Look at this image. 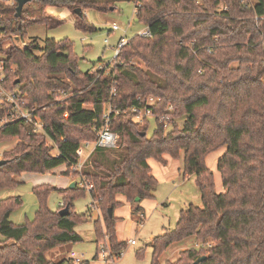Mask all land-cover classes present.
<instances>
[{"label": "trees", "instance_id": "obj_1", "mask_svg": "<svg viewBox=\"0 0 264 264\" xmlns=\"http://www.w3.org/2000/svg\"><path fill=\"white\" fill-rule=\"evenodd\" d=\"M117 3L31 0L20 16L16 6L0 5V54L5 55L0 85L42 120L41 130L23 118L0 124V140L20 139L2 153L7 162L0 165V188L15 186L23 173L41 174L60 165L67 166L68 175L79 162L82 142L97 138L101 114L111 104L117 145L96 148L89 159L92 168H84L93 183L92 205L101 213L95 222L97 246L107 242L112 256L126 248L114 214L124 204L118 194L130 203L154 198L158 179L148 159L167 164L165 154L179 158L183 153V173L196 175L203 206L190 204L173 229L153 239L152 264H161L167 248L186 238L195 246L164 264H264V0H135L137 18L151 36L134 34L112 64L96 72L79 69L69 39H47L44 45L36 39L23 47L13 42L2 53L4 38L24 35L36 24H61L50 6L74 12L81 7L76 25L88 30L93 27L84 10L108 11ZM149 96L160 100L149 105L154 117L141 122ZM12 108L0 96V119ZM151 121L155 128L149 133ZM223 146L218 169L224 191L217 192L206 158ZM51 189L48 183L34 188L39 208L32 222L21 225L11 220L21 197L0 200V264H75L47 253L82 241L75 227L89 214L77 213L74 200L87 189L78 184L62 189L58 211L47 206ZM65 207L69 213L60 214Z\"/></svg>", "mask_w": 264, "mask_h": 264}, {"label": "rangeland", "instance_id": "obj_2", "mask_svg": "<svg viewBox=\"0 0 264 264\" xmlns=\"http://www.w3.org/2000/svg\"><path fill=\"white\" fill-rule=\"evenodd\" d=\"M16 4V0H0V5H14L17 7ZM221 6H225V3H221ZM221 6L219 9H221ZM48 11L61 19L62 23L54 27H49L45 24L33 25L28 29L27 33L20 35L19 40L16 39V41L15 38H4L2 39V49L4 50L2 53L12 47L13 42H17L20 47H23L29 41L36 39L42 45L45 44L47 39H55L57 41L69 39L72 42L73 52L78 58L79 69L83 72H96L106 69L109 63L112 64L115 56V47H117L121 38L129 39L147 27L137 18L135 0H118L116 7L108 11H100L95 8L84 10L88 24L93 27L88 30L77 27V15L70 7L50 6ZM114 24L118 25V28H114ZM37 53L39 52L37 51ZM3 55L0 54V57H3ZM1 65L0 62V79L3 77ZM154 126L155 122L151 121L149 133L154 130ZM18 143H20L19 138L0 140V153L12 150ZM226 149L227 147L223 146L210 153L206 158L208 167L215 174L217 192L224 191L222 175L218 169V161ZM87 151L83 144L80 149L81 161L85 159ZM164 156L168 159L167 164H163L153 157L149 158L148 161L154 175L158 179V185L154 198L145 199L142 203L145 207V217H140L136 209H132L131 203L125 199L124 194L119 195V199L123 200L124 204L117 211H114V214L120 217L116 225L117 234L122 240L127 241V246L122 256H114L115 264H152L153 239L173 229L181 211L190 204L203 206L196 175L185 176L183 173V153L179 158H173L169 154ZM0 159H4L3 155L0 156ZM91 166V161H87L86 168H92ZM66 169V165H60L41 174L23 173L16 177L18 183L15 186L0 188V200L13 196H20L22 199V204L12 212L11 220L17 225L34 220L39 208V199L34 192V188L43 183H48L52 187L48 193L47 206L51 210L58 211L61 202L64 200L61 190L66 189L68 186L70 187L73 181H76L77 185L78 175L71 168L69 169V174L65 175ZM67 176L71 181H68L69 178ZM74 204L77 213L89 214L87 221L79 222L75 227V230L82 236V241L55 248L47 253L48 258L60 259L69 257L70 251H75L81 259L89 261L90 264H105L101 255L95 258L97 247L100 250L101 246L107 244V242L101 241L97 246L95 222L101 217V213L97 207L92 205V197L89 190L84 194L78 195L74 200ZM103 225L105 227L104 223ZM133 238L136 239V244L134 245L128 243ZM195 244L196 242L192 238H186L171 244L162 254L161 264L168 260H176L181 250L195 246ZM138 252L140 253L138 254Z\"/></svg>", "mask_w": 264, "mask_h": 264}, {"label": "built area", "instance_id": "obj_3", "mask_svg": "<svg viewBox=\"0 0 264 264\" xmlns=\"http://www.w3.org/2000/svg\"><path fill=\"white\" fill-rule=\"evenodd\" d=\"M136 7V4H135ZM137 10V7H136ZM114 28H118V25L114 24ZM139 34L145 35V36H151V31L149 27L147 26L144 30H142ZM128 39L121 38L117 47H115V58L118 56L119 51L122 46L126 44ZM65 96L67 95L66 93L64 94ZM0 96H1V101H9L13 103V108L9 112L7 116L4 118L0 119V124L6 123L10 121L11 119L15 118H23L28 122H31L36 126L38 130H41L42 128V120L41 118L36 115L35 109H28L24 107L19 100L17 99L16 93H11L6 90H4L1 85H0ZM141 96L138 97L140 99ZM160 98L155 97V96H149L146 99V104L147 106L145 109L142 110L141 114L138 116L139 121H143V117H148V118H153L154 114L152 111V108L149 107V105H154L156 104ZM172 108V107H171ZM136 109V108H135ZM112 105L109 104L105 107L103 113L101 114L104 123L102 126L98 128V136L96 139L91 140V141H85L84 148L87 149L88 151L85 153V159L81 161L79 159V162L72 165L70 168L75 172L76 175H78L77 178V184L81 187H85L87 190H91L93 188V183L91 180L88 179L87 175L84 174V168L86 167L87 161H89V158L93 151L96 148H105V149H110L113 148L117 145V141L119 139V133L111 128V113H112ZM119 110H116V113H119ZM160 120L163 122H166L167 119L165 117H161ZM166 126H168V123H165ZM83 144H81L83 146ZM81 146V147H82ZM80 147V149H81ZM80 149H79V154H80ZM2 153H0V156ZM81 156V154H80ZM61 205H63V202H61ZM143 216V215H141ZM130 244H136V239H130L128 241ZM123 250H121L117 255V257H120L123 255ZM99 255H101L102 259L104 260L105 264H115V259L114 256H112V251L108 244H103L101 246V249L99 250ZM69 258L73 259L75 264L80 263L83 259L79 256L78 253L75 251H71Z\"/></svg>", "mask_w": 264, "mask_h": 264}, {"label": "water", "instance_id": "obj_4", "mask_svg": "<svg viewBox=\"0 0 264 264\" xmlns=\"http://www.w3.org/2000/svg\"><path fill=\"white\" fill-rule=\"evenodd\" d=\"M16 1L18 3L17 7H16V11H17L16 14H17V16H20L22 14V11H23L25 4H27L31 0H16ZM75 12H77L78 14H82V8L81 7L75 8ZM14 38H15V41H16V39L19 40L18 38H20V35H17ZM16 45L19 46L17 42H16ZM6 162H7L6 159H0V165L5 164ZM75 186H76V181H73V183L70 184V187L73 188ZM109 211H110V215L112 216L113 215V209L110 208ZM67 213H69L68 207H65L64 209L60 210V214H62V215H65ZM204 258H205V256H202L197 261L199 262V261L203 260Z\"/></svg>", "mask_w": 264, "mask_h": 264}, {"label": "crops", "instance_id": "obj_5", "mask_svg": "<svg viewBox=\"0 0 264 264\" xmlns=\"http://www.w3.org/2000/svg\"><path fill=\"white\" fill-rule=\"evenodd\" d=\"M167 159V158H166ZM168 160V159H167ZM148 161H149V159H148ZM149 164H150V162H148ZM151 166V165H150ZM68 177V176H67ZM69 178V177H68ZM68 181H71V179L69 178V180ZM119 195L120 194H118V199H119ZM125 199H126V197H125ZM119 200H121V199H119ZM122 202H123V200H121ZM144 201V200H143ZM143 201H141V202H139V201H137V202H134V203H131V205H132V209H135V208H137L138 206H141L142 208H143V210H142V212H138V214H140V217H145L146 216V214H145V207L142 205V203H143ZM124 203V202H123ZM118 209V208H117ZM117 209H116V211H117ZM131 209V208H130ZM141 215H143V216H141ZM117 216V215H116ZM118 217V216H117ZM119 237V236H118ZM119 239H121L120 237H119ZM122 240V239H121ZM54 250V249H53ZM71 252V251H70ZM84 260V259H83Z\"/></svg>", "mask_w": 264, "mask_h": 264}]
</instances>
